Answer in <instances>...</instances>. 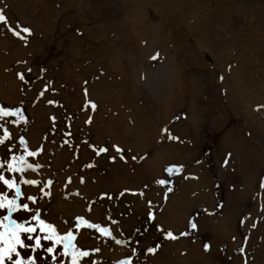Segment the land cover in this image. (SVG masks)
I'll use <instances>...</instances> for the list:
<instances>
[{"label":"rangeland","instance_id":"1","mask_svg":"<svg viewBox=\"0 0 264 264\" xmlns=\"http://www.w3.org/2000/svg\"><path fill=\"white\" fill-rule=\"evenodd\" d=\"M69 1L74 0H0V9L6 17L5 21H0V87L7 91L8 98L0 95V108L19 110L16 116H0V139L4 138L5 130L10 134L0 145V164H5L2 175L7 179L16 178L25 195L38 197L41 193L37 187L21 181L36 180L42 184L53 181L50 189H46L51 195L31 207L39 209L41 218L53 224L59 235L63 236L61 230L64 229L72 231L77 249L89 253L79 258V264H175L169 259L183 258L188 253L177 246L180 241L189 249L197 250L195 255L191 254V264H264V187H261L264 184V104H258L264 102V91L258 95L259 99L251 100L253 107L248 108L249 104L242 101L244 87L257 91L262 82L264 47L249 44L257 35L249 33L248 29L256 28V23L248 26L249 20L239 13L234 14V9L225 17L211 16L204 13L201 5L208 23L198 26L197 30L207 35V41L213 45V49L202 54L195 51L196 42L190 32L173 16L176 7L192 9V0H180L181 5L176 0H168L159 6V13L170 17L162 32L168 38L162 43L169 47L170 56L175 48H180L175 56L176 68L180 65L182 77L178 91L184 101L167 117V125L160 118L162 127L157 145L178 156L161 165L156 177L151 175V169L141 170L142 160L135 153L136 149L110 144L106 134L99 131L98 124L106 126L105 121L110 116L120 117V111L130 114L123 106L120 110L113 108L114 98H110V93L101 97L106 91L104 84L113 86L115 78L105 72L104 63L108 64L110 58L92 57L85 54L83 48L81 52L77 50L80 57L74 61L70 60L72 56L65 55L66 48L75 51L71 46L76 45L75 41L83 45L80 40L89 45L99 43L105 45L104 48L109 43L123 52L128 48L134 51L136 41L131 42L126 34L117 30L122 23L117 21L125 14L127 0H79L80 8L74 10ZM223 1L218 6L220 11L229 7L228 0ZM199 3L214 4L212 0H199ZM257 3L264 6V0ZM146 9L151 19L155 10L152 6ZM133 12L137 13L138 8H133ZM83 20L89 21L87 25L96 26L90 30L91 39L83 33L86 22L83 27L78 25ZM186 20L185 14L184 24ZM51 21L57 23L53 30ZM193 23L194 19L190 18L188 24ZM24 27L30 29V34L22 31ZM153 35L154 30L149 29L147 37L151 39ZM59 36H65L62 37L64 44L52 41L51 37ZM70 39L71 45L67 44ZM154 42L156 45L160 41L155 39ZM138 45L143 48L146 41ZM251 49H260L261 55L252 54ZM161 54L156 49L150 52L144 68L139 61L131 67L122 61L121 66L125 72L135 71L132 78L136 75L142 88L146 79L144 71L149 74L150 68L156 69L158 62L163 63L165 58ZM68 64L71 65L68 67ZM69 70L73 71L65 76ZM20 74L24 75L23 80ZM116 81L121 82V78L117 77ZM96 84L99 85L96 87ZM106 88L109 90V85ZM113 88L115 95L118 92ZM133 99L128 97L129 101ZM149 99V95L143 93L135 100L142 108L149 106ZM92 104L96 105L95 109L91 108ZM192 112L194 116L189 119ZM252 115H258L261 122L253 123ZM112 126L116 132L117 123L113 122ZM116 147L123 151L116 152ZM101 148L107 151L99 152ZM29 151L38 155L29 157ZM13 156L17 157L16 161L12 160ZM20 158L33 167L39 166L38 171H7V165L19 164ZM108 172L119 178H107ZM161 180L165 183L160 184ZM0 188L9 198L14 197V192L2 183ZM84 188L89 192H81ZM133 196L147 203L154 219H149V212L145 214L143 209L135 208ZM175 196L186 205L187 208L181 206L180 212L185 216L188 213V218L183 225L168 228L166 217L162 219V215ZM174 204L178 207L179 203L172 206ZM88 205L96 206L97 211L89 213ZM17 215L14 213L13 218ZM226 219L229 233L223 236L221 223ZM190 222L196 224L195 229ZM88 224L99 229L87 227ZM100 229L107 231H100L98 239L96 231ZM168 231L177 238L168 237ZM80 234H85V239H80ZM206 244L210 246L208 250H205ZM149 248H154L155 252L150 253ZM62 251L60 246L57 255ZM47 264L52 262L49 260ZM60 264H71V256H61Z\"/></svg>","mask_w":264,"mask_h":264},{"label":"bare ground","instance_id":"2","mask_svg":"<svg viewBox=\"0 0 264 264\" xmlns=\"http://www.w3.org/2000/svg\"><path fill=\"white\" fill-rule=\"evenodd\" d=\"M167 1L168 0H127V2L129 3L128 4H126L127 2L124 3L125 14L123 15V18L121 20L117 21L119 23L122 22L120 27L117 28V30H118V33L122 32L126 34L132 40L131 42L136 41L137 46H135L134 51L128 48L126 52H123L119 50L116 46H111L109 43L106 45L107 48H104L105 45L102 46L99 43H93L89 45V44H85L86 42L85 40L84 41L80 40V42H82L83 45H79L77 41H75L76 45H71L70 43L72 42V39L67 40V44H70L73 48H75V51L69 50L68 48H66L65 50V55L67 57H71V56L73 57V58H70L71 61H74V58L80 57V52L82 48L84 51H86L84 52L85 54L91 55L92 57L110 58L109 62H107L109 65L104 63V68L106 70L105 72H108V74L110 75L112 74V76L115 78H114V82L112 83L113 86L107 83L104 84L103 88H105L106 91L105 93L101 94V97L102 95H106L110 93L111 94L110 98H114L113 108L120 110V106H123V109L130 110V114L125 115V111H120V117L110 116L108 120L105 121L107 122L106 126H103L102 124H98L99 131L106 134L107 136L106 138L110 139V144H118L122 146L123 148H125L124 145H127V146L132 147L134 150L136 149L135 153H138L140 156V159L142 160L141 170H144L145 168L149 170L151 169L153 171V173H151L152 176H156L158 174L160 166L165 164L167 160L173 159V157L178 156L177 153L176 154L168 153L165 147H164L165 149L162 147H159L160 145H157V142H159L157 141V139H159L160 138L159 135H161L160 129L162 127V124L160 123L163 121L164 125H167V122H166L167 117L172 113V111L175 109L176 106H178L180 103H183L184 101L181 92L178 91L179 87H181L182 85V82H181L182 77H181L180 70H179L180 65L177 66L178 68H176L178 59L175 56L177 52L176 50L179 51L180 48L178 49L175 48L176 49L175 52L173 53L172 56H170L169 47H167V44L162 43V40L165 41L166 43L167 38H168L166 33L165 35H163L162 32H165L166 23L170 17L168 15L166 16L164 13H161V12L159 13V11H161L159 6L165 5ZM176 1L180 4V0H176ZM208 1L210 2V0ZM212 1L214 2L213 5L211 3L200 4L199 0H192L190 2L191 6L193 5L192 9L189 8L188 6L184 8L180 7V9L176 7V9L173 10V16L176 18V21L180 23L182 22L181 24L183 28L185 29V31L190 32L191 37H193L192 38L193 42H196V46H197V49L195 50L196 52L201 51V53L204 54V53H207L209 50L213 49V45L207 41L208 39L207 35H202L199 32V30H197L198 26L199 27L205 26L208 23L207 19H204L203 17V12L200 9L201 5L204 6V13H207L211 16L218 14L219 17H222V16L225 17L224 16L225 14L230 13L232 9H234V14L239 13L240 16L242 17L244 16L246 19L249 20L248 26L251 23L255 22L256 28H253V29L250 28L248 29V32L251 34H256L257 36L252 38L249 44L251 47H253L252 45H255V44H262L264 47V6H261L257 3V1L259 0H228L226 4H228L230 8L225 7L224 11L223 10L220 11L221 9L218 8L219 5L223 4L224 2L223 0H212ZM177 2H174V3L170 2V3L176 6ZM68 3L71 4L69 5L72 8V10H74V8L79 9L81 5V1L79 0L69 1ZM150 6H152L153 9L155 10L154 16L151 19L149 18V14L146 9L147 7H150ZM133 8H138V12L134 13ZM156 14L158 15V18ZM185 14L187 15V20L184 24L183 18ZM190 18L194 19V23L191 26L188 24ZM83 21H79L80 23L78 25H82L83 23L86 22L85 20ZM51 24L53 25L52 30L56 28L57 23L55 21L54 22L51 21ZM87 24H89V21L86 22L84 26L86 28H84L83 33L84 35H86V37L90 38L91 37L90 30L93 27L94 29H96V26L93 25L92 27V24L90 25H87ZM41 29L42 28H39L38 30L41 31ZM149 29L154 30V35L151 39L147 37L149 33ZM111 32H113V30H111ZM52 33H51V36H52ZM122 33H121V36H122ZM64 35H65V32H64ZM62 37H65V36H61V37L59 36L56 38L51 37V38H52V41L58 40V45H61L65 43ZM61 39L63 40L62 42H60ZM155 39L160 41L156 43V45L154 42ZM143 41H146V45L143 48H141L138 45V43L143 42ZM104 42H105V39H104ZM158 44H160L161 46ZM162 45H163V49L161 50L160 48L162 47ZM241 46L242 44L240 45V47ZM155 49L158 51V53H162L161 55L164 56L165 60L163 63L160 62L161 64L158 62L159 65L158 64L155 65L157 67L156 69L150 68V70L152 71H150L149 74L148 73L146 74V71H144L145 78H146L145 85L144 87L142 86L141 88L140 87L141 84L139 83L137 76L135 75V77L132 78L133 77L132 75L134 74L135 71H131L132 69H130L131 72L129 71L125 72L124 68L121 66V62L124 61L126 62L127 65L131 67L135 63H138L139 61L141 62L140 63L141 68H144L146 66L145 63H148V59L149 57H151L148 54L150 52H153V50ZM77 50H79L80 52ZM240 50L242 49L240 48ZM250 51L252 54H256V56L261 55L260 49L259 50L251 49ZM237 54H238V51H237ZM226 56L229 57V55L227 54ZM70 65L71 64H68V67ZM140 69H138V71ZM72 71L73 70H69L64 75L69 76L70 74L68 72H72ZM117 77L121 78V82L116 81ZM261 79H262V82H261L260 90L256 91L254 89H251V88L247 89L246 87H244V92L242 93V101H243V104H246V103L247 105L249 104L248 108L249 106L250 107L254 106V105L252 106L251 100L259 99L260 97H258V95H260L264 91V69L263 68H261ZM124 81H125V84H123ZM0 85H2L1 80H0ZM98 85L99 84H96V87ZM108 85H109V90L108 88H106L108 87ZM174 86H176V88ZM112 87L115 88V89L113 88V91L117 90L118 92L117 94L115 93L114 95V93H112ZM143 93L149 95L150 104H149V101L145 100V102H147L149 106L142 105L143 107L141 108L137 105V101L135 99L140 98ZM0 95L7 98L6 96L7 91L3 89L2 87H0ZM117 95L118 97H116ZM128 97L132 99L134 97V99L129 101ZM123 98L126 99V101L123 100ZM259 103L264 104V102H258V104ZM193 113L194 112L189 114V119H191L192 116H194ZM252 116H253L252 117L253 123L257 122V124H259L258 121L261 122L258 118L259 117L258 115L256 116L252 115ZM250 117L251 116L249 115L248 116L249 120L251 119ZM160 118H163L161 122H160ZM113 122L117 123L116 132H115L114 127L112 126ZM190 124L192 123L190 122ZM157 125H161V126L158 127ZM101 132H99V135H101ZM38 140L39 138H37V141ZM37 141H33V143L36 145ZM103 141H105V139ZM106 177L109 179L119 178V177L112 176V173L110 172L106 173ZM81 192H84V194H86L89 191L86 190V188H84ZM135 194L142 195V193H139V192H135ZM178 196H175L172 198L171 203H169V205L164 209V212L162 215V219L166 217L165 226L168 228H171V225H174V224L183 225L184 219L188 218L187 217L188 213H186V216H185L184 213L180 212L182 210L181 206L185 208L187 207L185 204L180 203L181 201L178 199L180 196L179 197ZM132 201H135V205H134L135 208L138 207V209H143V212L145 211V214L149 212L147 209L148 207L147 203H142L138 197L135 198V196H133ZM175 202L177 204L179 203L178 207L175 204H174L175 207L172 206L173 203ZM87 209L89 213L97 211L96 206H93V205H88ZM76 224L79 226V223H76ZM228 224H229L228 219L222 221L221 229H220L221 235L223 236L228 235L229 233L227 229ZM95 228L99 229L98 227H95ZM66 231L67 230L65 229L61 230V233L63 234V236L66 235ZM100 234H101L100 230H97L96 237L98 239L100 238ZM80 236H81L80 239L82 240L85 239L84 238L85 234L83 235L80 234ZM105 243H109V241H105ZM177 246L179 248L185 249L188 253L183 258L179 256L178 258H171L169 259V262L175 263V264H191L192 263L190 262V260L192 259L191 254L195 255L197 250L189 249L186 246L185 242H181V241L177 243Z\"/></svg>","mask_w":264,"mask_h":264},{"label":"snow or ice","instance_id":"3","mask_svg":"<svg viewBox=\"0 0 264 264\" xmlns=\"http://www.w3.org/2000/svg\"><path fill=\"white\" fill-rule=\"evenodd\" d=\"M5 20L6 17L3 14V9H0V21ZM22 31L30 34V29L26 27L22 28ZM15 34L17 36L20 35L19 32H16ZM153 59H156V57L154 56ZM19 78L23 80L24 75L20 74ZM41 95H43V93H41ZM50 103L52 102L50 101ZM95 107V104L91 105L92 109H95ZM18 114L19 110L10 111L0 108V116L8 117L16 116ZM88 122L90 123L91 121L89 120ZM9 136L10 134L5 130L4 138L0 139V145L4 144ZM23 143L24 141L21 140V144ZM115 150L118 153L123 151V149L119 147H116ZM106 151L107 148L99 149V152ZM99 152L97 154H99ZM27 155L33 157L37 156L38 153L29 151ZM121 159H123V157H121ZM132 159L135 160L136 157L134 156ZM12 160L16 161L17 157L13 156ZM113 160H115V157H113ZM3 167L4 165L0 164V168ZM88 167H92V165H88ZM38 168L39 166L33 167L31 163H27L23 158H20L19 164L9 163L7 165V171L9 172H24L27 169L36 172L38 171ZM169 171H171V169H169ZM80 182H84L83 178H81ZM0 183H2V185L10 192H14V197L9 198V196L4 193L3 188H0V264H47L49 260L52 264H60L61 256H71V264H79V258L89 256L87 251H79L77 249L72 231H67V234L64 236L59 235L53 224L46 223L45 220L41 218V211L31 207V205H38L41 199L51 195L50 191H46V189H50L53 184L52 180H48L46 184L28 179L21 181L24 185L37 187L41 193V196L39 197L35 195H25L22 192L21 187L18 185L16 178L7 179L4 175L0 174ZM68 183H71L70 177ZM159 183L164 184L165 181L161 180ZM261 187H264V184H262ZM169 191H171V189H169ZM77 195H79V193H77ZM25 200L27 202H24ZM5 212L7 214H4ZM14 213L19 214L15 219L13 218ZM29 216L31 217V220L28 219ZM154 218V213L149 212V219ZM79 219L80 218H78V220ZM190 226L193 229L196 228L195 223L190 222ZM87 227L91 228L98 226L88 224ZM158 230L161 232L164 231L163 228H158ZM100 231L103 233L107 230L100 229ZM38 233H42L43 235ZM166 235L172 239L177 238L170 231H168ZM181 235H187V233H181ZM116 243H120V241H116ZM49 244L52 246H48ZM60 246H62L63 251L57 255ZM209 247L210 246L206 244L205 250H208ZM148 251L154 253L155 249L149 248ZM41 252L47 253V255H39Z\"/></svg>","mask_w":264,"mask_h":264}]
</instances>
